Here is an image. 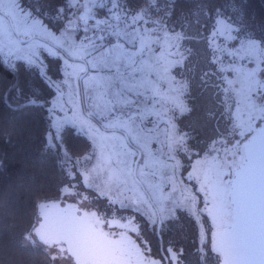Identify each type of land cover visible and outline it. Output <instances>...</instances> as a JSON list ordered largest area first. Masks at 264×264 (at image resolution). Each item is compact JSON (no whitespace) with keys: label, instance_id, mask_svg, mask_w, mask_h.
Segmentation results:
<instances>
[{"label":"snow or ice","instance_id":"obj_1","mask_svg":"<svg viewBox=\"0 0 264 264\" xmlns=\"http://www.w3.org/2000/svg\"><path fill=\"white\" fill-rule=\"evenodd\" d=\"M184 2L0 0V110L38 112L44 122L41 156L51 153L58 169L75 180L74 164L82 172L79 166L91 157H73L69 131L74 138L83 137L79 122L104 118L96 111L94 89L81 82L86 83L88 75L98 78L108 116L130 120L143 132V122L137 123L140 104L153 105L146 92L138 91L144 66L164 61L173 70L183 67L185 53H193L191 48L181 51L183 44L196 40L204 42L207 62L213 66L201 79L216 89L218 119L229 125L253 116L264 119V16L250 11L252 0H191V7L181 8ZM86 41L90 72L74 74L70 49ZM188 71L195 72V65ZM209 74L215 82L206 79ZM173 81L169 90L177 106L190 113L184 99L190 96V81ZM122 100L127 103L121 107L132 106L127 115L117 107ZM176 219L175 210L160 197L150 210L158 245L155 255L148 249L151 264H193L202 251L199 242L187 248L169 238L170 223ZM48 258L52 264L58 259L54 253Z\"/></svg>","mask_w":264,"mask_h":264},{"label":"trees","instance_id":"obj_2","mask_svg":"<svg viewBox=\"0 0 264 264\" xmlns=\"http://www.w3.org/2000/svg\"><path fill=\"white\" fill-rule=\"evenodd\" d=\"M191 6V0H185L180 5L181 8ZM250 11L257 16H264V0H252ZM189 34L195 35L191 31ZM203 49L204 42H197L194 50L198 59L195 62V72L188 71L189 68L186 72L190 81L187 102L192 110L183 115L184 122L179 128V131L185 132L183 147L176 151L177 159L182 163V179L187 177L196 160L208 154L220 155L228 147L233 148L236 145L238 153L240 152L237 161H243L245 145L264 125V119L257 120L256 124L247 125L248 127L245 125L246 119L234 120L232 125L218 119L217 105L213 97L216 89L206 86L201 79L204 71L213 69L207 62ZM206 79L215 82V77L211 74ZM208 113L216 115L210 116ZM43 132L44 122L38 112L11 113L0 110V264L51 262L48 258L49 251L44 247L24 242L30 235L33 236L40 222L39 205L59 198L65 179V172L58 169L55 157L51 153L47 157L40 154ZM234 140L237 141L232 147ZM68 146L73 157H84L92 151L91 141L85 134L83 137L74 138L69 131ZM189 183L194 184L192 190L197 192L194 181ZM211 184H208L211 195H218L213 191L215 185ZM221 190L226 195V187L224 190L220 187ZM221 204L222 202L216 200L212 213H182V224L170 225L172 231L168 234L169 238L177 244L191 248L194 242L200 243L201 229L206 228V233L211 232L210 237L215 230L210 225L211 220L217 221L220 216L231 215V209L224 210V205ZM86 212L105 230L111 229L107 225L110 223L118 235L127 234L129 209L111 205L106 199H98L91 200ZM209 263L220 264L219 257L203 256L199 252L193 258V264Z\"/></svg>","mask_w":264,"mask_h":264},{"label":"rangeland","instance_id":"obj_3","mask_svg":"<svg viewBox=\"0 0 264 264\" xmlns=\"http://www.w3.org/2000/svg\"><path fill=\"white\" fill-rule=\"evenodd\" d=\"M88 43L86 41L83 44H73L70 49L69 55L73 58L74 74L83 75L85 71L90 72L91 66L85 59L86 53L90 50ZM196 43V40L184 42L181 51L191 48L193 53L190 55L185 53L187 59L183 67L178 65L173 70L164 61L156 66H144V79L138 91L146 92L148 98L153 99V105L148 107L145 103L140 104V117L137 118V123L143 122V132L138 131L130 120L108 116V103L99 90L98 78L88 75L86 83L81 82L82 87L94 89V100L98 105L96 111L104 118L98 119L94 116L90 121L79 122L92 144V151L88 154L91 159L87 164L79 166L83 169L82 172L78 171L74 164L75 180L69 179L65 173L61 196L55 201L63 204L72 203L86 211L89 210L91 200L98 199H106L111 205L121 208H130L133 202L135 204L140 202L146 207L143 192L133 177L134 164L140 152L142 158L139 163V179L144 182L155 202L160 197H164L167 206L174 209L175 213L182 208H191L193 199H196V202L199 201V198H192L191 195L197 194L192 190L194 184L189 182L194 181L198 195H206L207 190L204 184L211 183L215 185L213 191L221 195V185L224 187L231 182L232 170L238 165L237 158L240 152L238 153L236 145L233 147L237 140L231 143L233 148L228 147L220 155L210 156L208 154L196 160L184 179L180 175L181 160L176 156V151L180 147L182 149L185 141V132L179 131V128L184 122L182 117L186 113H182L180 107L177 106L175 94L169 90V85L174 83L173 77L175 80L185 78L189 80V76L186 75L187 69L195 65L198 60L194 55ZM203 50L206 52L205 49ZM77 65L80 67H76ZM72 99L75 102V96ZM184 99L187 100V97ZM124 103L127 101H117V107L127 115L133 109L131 105L128 108L121 107ZM147 117L151 119H145ZM256 121L255 116L246 118L245 125L251 126L256 124ZM107 225L113 228L110 223ZM24 242L28 245L44 247L49 253H54L58 257L55 264L70 263L66 259L64 245L46 246L39 241L35 232Z\"/></svg>","mask_w":264,"mask_h":264},{"label":"water","instance_id":"obj_4","mask_svg":"<svg viewBox=\"0 0 264 264\" xmlns=\"http://www.w3.org/2000/svg\"><path fill=\"white\" fill-rule=\"evenodd\" d=\"M244 151L243 163L230 183L229 201L234 208L235 222L214 240L215 250L222 254V264H264V125L249 139ZM141 158L140 152L134 164L137 179ZM39 213L41 219L35 229L39 241L49 247L67 246L81 264L90 260L98 264L82 258L100 249L104 252L108 243L120 244L126 240L125 235L108 238L102 229L96 228L86 211L72 203H41Z\"/></svg>","mask_w":264,"mask_h":264},{"label":"flooded vegetation","instance_id":"obj_5","mask_svg":"<svg viewBox=\"0 0 264 264\" xmlns=\"http://www.w3.org/2000/svg\"><path fill=\"white\" fill-rule=\"evenodd\" d=\"M242 163L243 161L239 162L237 167L236 168L234 167V169L232 170L231 180L234 177L235 171L240 167ZM133 177L137 185L143 192V198L146 199L145 200L146 207L141 205L140 202L138 204H135L133 202L132 203L133 205L130 208H128L130 213L128 218L127 234L124 236L126 237V240L120 244L112 243V242L108 243V247L104 250V252L103 249L102 250L100 249L98 252L94 253L93 255H90L89 257L84 256L82 259L84 260L92 259L96 261L98 264H151V261L149 259L148 249L149 247H151L152 254L155 255L156 248L158 246L157 239L155 236V231L152 227H150V210L156 205V202L151 198V195L147 187L145 186L144 182L139 179V176L138 179L135 177L134 169H133ZM230 183L224 186L227 189L226 195L224 192H222V190H221L222 192L221 195H211V191L208 190L209 189L208 185L204 184V188L205 190H207L206 195H198L197 192H195V194L197 195H191L193 196L192 198H199V201L196 202L195 201L196 199H193V206L191 208H182L179 211H177L176 212L177 219L170 223V225L182 224V216H183L182 213H186V215L187 212L191 214H197V213L203 214L206 212L212 213L213 212L212 209L214 207L216 200L222 202L221 205L222 206L224 205L223 206L224 210L231 209L230 216H220L218 217L217 221L213 219L211 220L212 224L210 223V225H212L213 228L215 227V230L212 232L210 237L209 235L211 232L206 233V228L200 230L202 237V239L200 240V245L202 249L201 254L203 256L210 255L211 257L213 256L219 257L220 264H222V254L218 251H215L214 248L215 237H217L219 234L229 229V227L235 222L234 208L229 201ZM224 187L223 185H221V188L223 190ZM83 210L86 211L85 209ZM89 215L91 216L90 213ZM91 218H93L94 225L96 226V228L102 229V233L105 234L108 238L116 239L123 237L122 234L118 235L116 232H114V229L111 227H110L111 229L105 230L96 223V219L94 217L91 216ZM91 235L94 237V235L96 234L94 233ZM66 259L70 261L69 264H81L76 262L75 258L69 253L67 246H66ZM83 264H92V262L90 260L88 263L86 262Z\"/></svg>","mask_w":264,"mask_h":264}]
</instances>
